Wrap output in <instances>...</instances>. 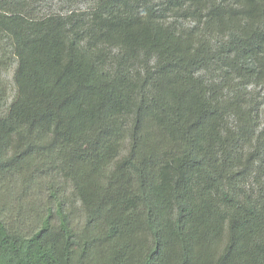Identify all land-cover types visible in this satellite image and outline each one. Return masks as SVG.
I'll use <instances>...</instances> for the list:
<instances>
[{
  "label": "trees",
  "instance_id": "1",
  "mask_svg": "<svg viewBox=\"0 0 264 264\" xmlns=\"http://www.w3.org/2000/svg\"><path fill=\"white\" fill-rule=\"evenodd\" d=\"M0 264H264V0H0Z\"/></svg>",
  "mask_w": 264,
  "mask_h": 264
},
{
  "label": "rangeland",
  "instance_id": "2",
  "mask_svg": "<svg viewBox=\"0 0 264 264\" xmlns=\"http://www.w3.org/2000/svg\"><path fill=\"white\" fill-rule=\"evenodd\" d=\"M8 79H9V76H8Z\"/></svg>",
  "mask_w": 264,
  "mask_h": 264
}]
</instances>
